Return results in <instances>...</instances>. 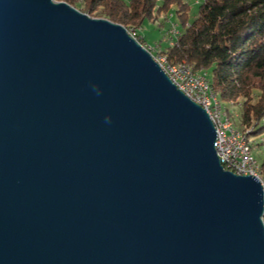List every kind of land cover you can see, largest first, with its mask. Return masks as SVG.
Listing matches in <instances>:
<instances>
[{
	"label": "water",
	"instance_id": "obj_1",
	"mask_svg": "<svg viewBox=\"0 0 264 264\" xmlns=\"http://www.w3.org/2000/svg\"><path fill=\"white\" fill-rule=\"evenodd\" d=\"M216 135L122 23L0 0V264H264V184Z\"/></svg>",
	"mask_w": 264,
	"mask_h": 264
},
{
	"label": "trees",
	"instance_id": "obj_2",
	"mask_svg": "<svg viewBox=\"0 0 264 264\" xmlns=\"http://www.w3.org/2000/svg\"><path fill=\"white\" fill-rule=\"evenodd\" d=\"M73 5L80 0H65ZM160 0H84L76 7L130 29L167 6ZM181 33L159 52L170 62L185 61L206 71L225 109L247 141L264 134V0H203L198 15L188 20V2L178 1ZM143 44V37L138 34ZM240 113L235 117L231 106ZM257 144H261L257 140ZM259 175L264 184V154ZM264 218V216H263Z\"/></svg>",
	"mask_w": 264,
	"mask_h": 264
},
{
	"label": "built area",
	"instance_id": "obj_3",
	"mask_svg": "<svg viewBox=\"0 0 264 264\" xmlns=\"http://www.w3.org/2000/svg\"><path fill=\"white\" fill-rule=\"evenodd\" d=\"M135 31L140 34V30ZM146 45L156 60V54L158 53V50L156 53L153 51L159 48L158 45H152L148 43H146ZM164 71L179 89H181L192 100L202 105L211 117L207 93H203V85H208L207 80L196 78L194 76V72H189L184 68H179L177 67V64H174V71ZM245 146H247V144H242V139L235 138L230 127H228V133H221L217 131L215 147L224 167L226 168V166H233V171L236 173L252 174V172L247 169Z\"/></svg>",
	"mask_w": 264,
	"mask_h": 264
},
{
	"label": "bare ground",
	"instance_id": "obj_4",
	"mask_svg": "<svg viewBox=\"0 0 264 264\" xmlns=\"http://www.w3.org/2000/svg\"><path fill=\"white\" fill-rule=\"evenodd\" d=\"M138 30L136 27H132L128 29L129 33L138 39V33L135 31ZM173 36H178L181 33V30L177 27L176 24H173L172 28L168 31ZM139 40V39H138ZM174 42V41H173ZM172 42V43H173ZM145 47H147L145 44H143ZM148 48V47H147ZM156 61H158L163 70L166 71H174V64H177V67L184 68L185 70H188L189 72H194V76L198 79L207 80L208 85H203V93H207V98L209 102V110H211V118L213 123H215V126L217 128L218 132L221 133H228V127L232 130V133H234L235 138L242 139V144H247L245 146V159L247 161V169L252 172L253 175H256L257 177H260L259 171H260V163L256 156L254 155L249 142L247 141L246 136L244 133L236 126L235 122L227 112V110L224 107V104L222 100L219 98L218 92L212 87L209 75L206 71H196L193 69L192 65L188 64L185 61L180 62H170L167 58V55L165 53H160L156 56ZM226 169L233 171V166H226Z\"/></svg>",
	"mask_w": 264,
	"mask_h": 264
},
{
	"label": "rangeland",
	"instance_id": "obj_5",
	"mask_svg": "<svg viewBox=\"0 0 264 264\" xmlns=\"http://www.w3.org/2000/svg\"><path fill=\"white\" fill-rule=\"evenodd\" d=\"M178 1L180 0H160L159 3L160 5H162L164 2H167V6L161 9L160 12L157 11L155 13V15H158V18L147 19L143 27L141 28L136 27L138 28V30H140V34L144 36L143 42L145 45L146 43L148 44L150 43L152 45H158L159 48L153 51L155 53L157 52V50L166 46V44L163 45L164 42H162V39L170 37L171 34L168 31L169 29L172 28L173 24H176L177 27H180V29H182L179 12L177 11V9L180 7ZM181 1L188 2V20L194 19L198 15V8L203 0H181ZM83 2L84 0H81V4ZM81 4L79 2H76L75 5L80 6ZM160 53L162 52L158 51L156 56L159 55ZM231 109L233 110L235 117H237L240 113L239 106L237 105L231 106ZM257 140H259L261 144H257ZM249 141H250L249 145L254 155L256 156L258 161H260L262 155L264 154V134L251 137Z\"/></svg>",
	"mask_w": 264,
	"mask_h": 264
},
{
	"label": "crops",
	"instance_id": "obj_6",
	"mask_svg": "<svg viewBox=\"0 0 264 264\" xmlns=\"http://www.w3.org/2000/svg\"><path fill=\"white\" fill-rule=\"evenodd\" d=\"M81 1V0H80ZM179 29H180V27H178ZM181 30V29H180ZM142 35V34H141ZM142 37L144 38V36L142 35ZM176 37L177 36H173L172 34L170 35V37L169 38H165V39H162V42H164L163 43V45H165V44H172V42L176 39ZM150 44V43H149Z\"/></svg>",
	"mask_w": 264,
	"mask_h": 264
},
{
	"label": "clouds",
	"instance_id": "obj_7",
	"mask_svg": "<svg viewBox=\"0 0 264 264\" xmlns=\"http://www.w3.org/2000/svg\"><path fill=\"white\" fill-rule=\"evenodd\" d=\"M97 94L99 95V91H97ZM110 120H111L110 117H107V118H106V121H107V122H110Z\"/></svg>",
	"mask_w": 264,
	"mask_h": 264
}]
</instances>
